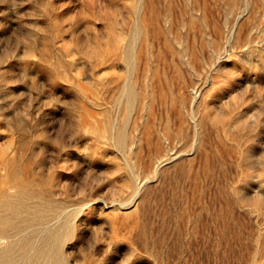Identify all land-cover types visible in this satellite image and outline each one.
<instances>
[{
	"label": "rangeland",
	"instance_id": "rangeland-1",
	"mask_svg": "<svg viewBox=\"0 0 264 264\" xmlns=\"http://www.w3.org/2000/svg\"><path fill=\"white\" fill-rule=\"evenodd\" d=\"M2 152L0 264H264V0H0Z\"/></svg>",
	"mask_w": 264,
	"mask_h": 264
},
{
	"label": "bare ground",
	"instance_id": "bare-ground-1",
	"mask_svg": "<svg viewBox=\"0 0 264 264\" xmlns=\"http://www.w3.org/2000/svg\"><path fill=\"white\" fill-rule=\"evenodd\" d=\"M5 153H10V152L6 150ZM5 153L2 152L1 153L2 155L0 157V195L5 197V200L0 201V205L3 208H11L13 204V199L15 198L16 195L15 192L16 186H18L22 182H23L22 185H25V184L33 183V181H31L30 179L29 180L24 179V177H23L24 180L15 181V172L12 165L13 161L11 158H8L7 156L8 154L5 155ZM14 160L16 161L15 158ZM14 167H16V165H14ZM4 173L6 174L4 175ZM4 233H5L4 229L0 228V236H4L5 235Z\"/></svg>",
	"mask_w": 264,
	"mask_h": 264
}]
</instances>
